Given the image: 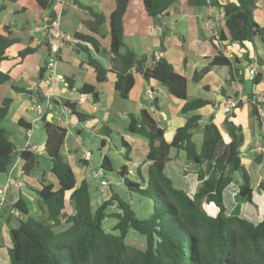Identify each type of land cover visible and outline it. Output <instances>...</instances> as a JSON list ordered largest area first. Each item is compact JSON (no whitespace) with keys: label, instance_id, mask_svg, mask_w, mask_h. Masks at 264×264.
Instances as JSON below:
<instances>
[{"label":"trees","instance_id":"1","mask_svg":"<svg viewBox=\"0 0 264 264\" xmlns=\"http://www.w3.org/2000/svg\"><path fill=\"white\" fill-rule=\"evenodd\" d=\"M8 1L17 0H0V13L6 8ZM36 1L43 10L48 11V18L56 17V0ZM143 1L148 15L156 25H160L161 19L169 14L170 8L176 2ZM129 2L130 0H117L116 7L109 17L111 57L108 67L91 53L88 55V62L93 67L97 79L105 82L109 72L115 74V91L121 99L127 100L135 83L134 73L137 72L142 74L147 82L158 81L173 96L186 100L187 79L175 70L168 59L156 57L155 53L138 56L126 45L124 15ZM188 2L192 6L217 5V2L212 0ZM223 7L224 25L230 42L244 46L245 42H253L258 36L264 41V27L254 20V0H235ZM86 8L89 9L92 19L87 20L85 25L90 31L97 33L107 18L92 7ZM167 33L168 30L164 28L160 48L164 47L163 40ZM74 37L80 41H76L77 46L88 50L89 44L95 52L101 51V43L94 36L78 31ZM220 39L226 40V36L221 34ZM17 42L19 39L11 34L0 33V63L7 59V50ZM81 42L86 46L80 44ZM34 51L35 48L26 46L18 55L24 58ZM215 65L229 66L232 79L236 76L243 77L232 61L220 51L209 63L194 72L193 80L200 82ZM47 70V66L39 70L40 79L44 78ZM3 77L9 79L7 74L0 72L1 82L5 81ZM260 79L261 74H257L254 83ZM69 87H73L71 81ZM16 89L18 92H32L25 88ZM80 92L91 94L95 102L99 99V93L92 84L85 83ZM37 100L39 104L46 102L41 93ZM12 102V98L6 97L0 104V124L8 115ZM56 103L54 99L53 105ZM208 103V100L201 98L187 100L182 112L187 114ZM65 104L80 122L86 119L83 113L77 112L76 102L66 101ZM251 114L257 117L260 123L256 104H252ZM46 116V113L42 116V120L47 124L45 151L52 160L51 171L56 181L47 178L46 172L43 171L40 177L41 187L36 190L39 206L47 213L45 218L30 216L29 206L22 196L11 204L9 215L5 219L12 243V246L7 248L8 264H264V212L262 219L254 223L243 216L228 214L224 203V189L234 182L236 171L242 173L240 195L253 203L254 189L241 158L240 149L245 140L241 125L231 120L226 121L230 137L227 141L221 129L210 118L204 126L203 139L198 146L193 132L201 119L199 114L188 116L185 124L177 128L172 141L168 142L165 138V128L159 125L147 109H142L138 114L128 113V131L148 139L145 158L150 162L148 177L144 178L139 171L140 181H135L128 177L126 165L119 170L125 185L146 197L147 214L141 217L128 201L114 191L93 209L89 181L84 178L78 184L73 168L61 154L67 129L47 121ZM19 123L22 124L21 119ZM101 131L106 136L113 132L107 126H103ZM121 142L125 148V158L129 160L131 146L123 137ZM105 143L106 139H102V147ZM172 150L183 152L187 160L198 165V186L194 194L178 187L166 171L168 163L172 160ZM16 152L15 143L7 137L6 129L0 125V172L9 173L16 163ZM19 155L23 160L22 173L29 175L38 166V153L24 149ZM254 159L261 162L264 156L257 153ZM81 161L87 162L86 159ZM101 168L103 171L112 169V161L107 155L102 159ZM259 188L264 193L263 181ZM1 201L0 198V203ZM69 201L72 203L73 213L66 209ZM137 201L143 199L139 198ZM204 203H213L218 209L217 214L211 215L206 211ZM112 206H116V210L108 212V208ZM144 208L146 210V207ZM142 209L143 207L139 211ZM15 211L27 216L26 219H19L17 226L12 224ZM107 217L117 220L111 231L104 227ZM130 230L145 236L143 247L127 242Z\"/></svg>","mask_w":264,"mask_h":264},{"label":"crops","instance_id":"2","mask_svg":"<svg viewBox=\"0 0 264 264\" xmlns=\"http://www.w3.org/2000/svg\"><path fill=\"white\" fill-rule=\"evenodd\" d=\"M212 1H216L217 5L208 4L203 6H192L189 4L188 0H176L170 8L169 14L161 19L160 25H156L148 15L143 0H130L124 15V41L126 45L133 49L138 56L155 53L156 57H165L168 59L173 64L175 70L186 77L188 89L186 100L179 99L170 93L165 94L167 102L163 104V99H161L162 97L159 94L160 90L156 84L158 81L147 82L142 74L135 72V83L127 101H134L133 104L136 108L135 111L130 110L129 112L138 114L142 109H147L158 121L159 125L165 128V138L168 142L172 141L177 128L184 125L187 117L192 114L201 115L200 121L203 119L210 120L211 118L221 129L227 141H229L230 137L226 129V121L231 120L241 125L245 137L244 146L240 149L241 158L242 163L249 173V165L252 163H255L258 168H264V159L261 162H256L254 159L257 153H262L264 156V148L260 152L257 150V146L262 143L264 128L261 123H259L257 117L252 116V105L247 98L248 95H259L261 97L260 105L264 108V57L261 55V49L258 46L260 42L264 47V41L258 36L253 42H245L244 46H241L239 43L230 42L224 25L223 5L235 0ZM116 2L117 0H67L66 4L63 6L61 25L63 26V24H65L64 27L68 26L70 28L72 26L75 28L74 31L70 32L66 31L65 28L63 32L69 37H72L74 42L67 41L60 48L55 71L57 75L64 77L67 85L62 81L53 84L57 103L53 105V107H48L45 103L42 104L47 115V121L59 124L54 120L56 118L57 106L63 104L66 110V107H68L65 104L66 101L76 102L74 99L76 96H74L72 92L78 89V87H76L75 73H81V75H83L84 84L88 83L94 85V83H97L98 87L101 88L108 85L110 93L112 92V97L116 94L114 87L115 74L109 72L108 79L105 82H100L97 79L93 67L88 62V55L91 53L104 65L107 67L109 65L111 57L109 17L116 7ZM254 3V20L264 27V0H254ZM87 6L92 7L95 11L102 12L107 18L106 22L100 26L97 33L90 31L85 25L87 20L92 19L89 9L86 8ZM54 9L55 11H61L62 6L55 2ZM10 16L12 19H10ZM47 17H49L48 11L43 10L36 0L8 1L6 2V8L0 13V33L3 35L11 34L12 37L19 39V42L15 43L7 50V59L0 63V72L9 76L8 80L3 77L5 81H0V104L4 98H12L13 102L8 114L16 109L14 120L19 123L21 119L22 124H19L27 128L29 132L32 131L33 122L31 120L32 115L28 113V111L36 112L35 121L42 119L41 114L36 108L37 104H39L37 97L39 93L47 96V77H49L50 72L47 70L44 74V78L40 79L39 70L47 66L50 50L47 45L45 30L42 28L41 30L37 29L38 26L42 27ZM164 28L168 30V33L163 40L164 47L160 48L161 35ZM78 31L83 34L94 36L101 43V51L95 52L93 47L89 44H87L89 47L88 50H85L80 45L77 46V39H75L74 34ZM221 34L226 36V40L220 39ZM137 37L140 39V42L135 46L134 41ZM80 44L86 46L83 42ZM26 46L35 48V51L21 58L18 53ZM220 51L232 61L234 67L239 69L243 77L236 76L235 79H232L229 66L215 65L201 79L200 83L206 88V93L210 91L216 93L217 100L213 103L208 101V104L195 111L187 114L183 113L182 107L184 103L189 100L188 78L192 77L193 79L194 72L209 63ZM252 64L256 66L257 74H261V79L257 83H254L255 77H251L248 74L249 67ZM218 67H229L231 81H236L239 86L240 84L243 85L245 98L240 108L234 111L233 114L224 113L223 102L228 98L236 96L239 90L236 89V85L232 95L227 93L224 87L226 80L221 79ZM68 80L72 82V88L69 87ZM16 88H25L32 92H18ZM149 88L153 90L149 91ZM80 94L84 95V100L81 101H86L87 97L90 95L84 93ZM35 95L37 96L35 98L36 102L34 103L32 100ZM149 101L153 104L151 107L147 104ZM71 114L72 116L69 118L71 122H80L72 112ZM28 124L30 128H28ZM196 129H194L193 132L194 139ZM202 139L203 136H200L199 144L195 141L198 146L201 144ZM252 139H254V141ZM45 142L37 145L40 152L45 151L41 150L42 146H45ZM106 144L107 141L104 146H106ZM129 145L131 146L130 143ZM132 150L134 149L131 146V151ZM147 151L148 145L146 147L145 144L144 154H142L144 156L143 164H141V160L137 158L135 169L137 173L139 171L142 173V166H144L147 171L146 177H148V168L150 164L149 161L145 160ZM250 151L255 152L253 160L251 158H245L246 155L249 156ZM170 157L172 160L168 163L166 171L171 175L178 187L184 189L189 194H194L198 186V165L193 161L187 160L183 152L172 150ZM19 159H21L20 156ZM171 167H178V170L173 171L177 176L171 172ZM13 169H15V164L12 166L9 173H7L8 176L10 175L12 178V173L15 171L12 172ZM13 180L15 181L13 185H15L16 188H11V185L7 188L5 187L6 193L8 194L7 197L5 196L6 194L4 195L5 197L0 203V218L4 221L9 215L11 204L22 196V187L26 184L23 181L16 182L14 178ZM262 181L264 182V174L257 179L255 185H253L251 178V185L254 189L253 203L248 202L240 195V183L238 184L234 181L228 185L223 192L226 212L230 215L243 216L254 223L259 222L264 212V193L259 188ZM37 183L38 185H33V187L26 184L34 191H31V193L35 194L36 197H38L36 190L41 187L40 179ZM1 185L0 189H4ZM210 204H203L207 206L204 207L205 210L211 215H216L213 211L209 210L208 205ZM14 214L16 215L18 212L15 211Z\"/></svg>","mask_w":264,"mask_h":264},{"label":"rangeland","instance_id":"3","mask_svg":"<svg viewBox=\"0 0 264 264\" xmlns=\"http://www.w3.org/2000/svg\"><path fill=\"white\" fill-rule=\"evenodd\" d=\"M5 14V13H3ZM10 19L12 17L10 16ZM61 25V29L70 32L74 31V27H68ZM140 39L137 37L134 41V45L139 44ZM259 48L261 49V55L264 57V47L262 43H258ZM75 55V54H74ZM76 56V55H75ZM43 64V61H42ZM65 64V63H64ZM264 71V70H263ZM218 72L220 73L221 79L226 80L224 83V87L227 90V93L232 95L234 89L237 85V90H239V84L236 81H231L229 67H218ZM76 87L78 89L73 90V95L76 96L74 99L77 102V112L83 113L86 116V119L82 122H71L69 118H71L72 114H67L64 109V105L61 104L57 106L56 109V118L54 120L59 123L58 125L67 129V136L65 139V143L61 148V154L66 162H68L74 170L78 183L86 178L90 184V193L92 196V206L93 209H96L105 199H107L112 191L117 192L123 199L128 201L132 207L138 211L139 216L147 214V205L146 197L139 194L136 191L130 190L124 183L122 176L119 174V170L123 165H126L128 169V177L135 181H140V176L136 172V159L141 160V164L144 161V145L146 147L148 145V139L130 133L128 131L129 125V111H135L134 101L132 100H123L116 93L112 97V92L110 93L108 85H105L103 88L98 87L97 83H94L96 86V90L99 93L100 99L95 102L93 96L90 94L87 97L86 101H81V92L80 89L84 85V78L81 73H75ZM90 81V80H89ZM159 88V94L161 95V99H163V104L167 102L165 94H170L168 90L160 83H156ZM189 85V100L201 98L207 99L210 103H213L217 100V95L213 91L206 93V88L200 82H195L192 77L188 78ZM149 91L151 89L149 88ZM36 96H33V102H36ZM31 100V99H30ZM31 101V102H32ZM251 103V102H250ZM43 104V103H41ZM148 106L151 107L153 104L149 101ZM253 103H251L252 105ZM36 105V104H35ZM16 110V109H15ZM12 111L6 118L1 122V127L5 128L7 131V137L13 141L17 148H21L25 146L26 140L29 143L40 145L46 140V130L45 123L42 119H38L35 121L36 112L28 111L31 116V120L33 122L32 131L29 132L27 128L23 125H20L14 120V115L16 111ZM209 119H203L199 122L197 129L195 130V141L199 144L200 136L204 134V126L208 122ZM239 121V119H238ZM103 126H107L112 128L113 132L110 136H106L101 128ZM121 137H123L127 142H129L134 150L130 152V159L125 158V148L122 145ZM102 139H106V146L101 145ZM254 141V139H252ZM245 143V140H244ZM244 143L242 146H244ZM247 148V147H246ZM245 148V149H246ZM40 150V149H39ZM42 150V149H41ZM86 150H90L92 155L90 157H86ZM20 150H17V162L15 164V169L12 170V176L16 180V182H24L28 186L33 187V185H38L37 181L42 176L43 171L46 172V177L56 181V177L53 175L52 168V160L47 154L46 151H38V166L29 174L24 175L21 172V167L23 164V160L19 159ZM107 155L112 161V169H104V174L101 177L97 176L98 169L101 168V162L103 157ZM255 156V152H249V156H245V158H251ZM86 159L87 162H83L81 160ZM172 173L177 176V174L173 171L178 170V167H171ZM249 173L252 178V183L255 185L257 179L264 174V168H258L255 163L249 165ZM142 175L144 178H147V171L145 167L142 166ZM7 173L0 172V180L2 181L1 187L5 189V185L7 184ZM101 179H106L108 181L107 185L101 184ZM234 181L235 183L242 182V173L241 171H236L234 173ZM11 188H16L15 185L11 184ZM4 191V190H3ZM22 197L27 201L29 206L30 216L35 218L43 219L46 217V212L39 206L38 197L35 194L31 193V191L22 187ZM6 193V197H7ZM4 196V197H5ZM3 193H1L0 198L3 200ZM139 198L143 199V201H137ZM142 210L139 211V209ZM146 207V210H144ZM203 207H207L204 206ZM210 211L217 214V208L214 204L208 205ZM67 211L72 212L73 206L71 201H69L67 205ZM116 210V206H112L108 208V212H113ZM148 210L150 208L148 207ZM14 214V213H13ZM146 216V215H145ZM27 216L16 214L12 219V224L17 226L19 223V219H26ZM116 219L114 217H107L104 220V227L106 230L111 231L112 226L116 223ZM146 238L144 235L139 234L134 230H130L127 242L132 245H137L143 247L145 245ZM0 262L8 264L9 256L7 248L12 246L11 239L8 233V227L5 221L0 218Z\"/></svg>","mask_w":264,"mask_h":264},{"label":"built area","instance_id":"4","mask_svg":"<svg viewBox=\"0 0 264 264\" xmlns=\"http://www.w3.org/2000/svg\"><path fill=\"white\" fill-rule=\"evenodd\" d=\"M67 0H56L57 3L62 6L61 11L58 10L56 11V17L55 18H45L44 23L41 26H38V30L44 29L46 33V41L48 48L50 50L49 53V58L47 62V69L50 72L49 77H47V96H44L46 98L45 105L48 107H53V100L55 99V92L53 88V84L58 81H62L63 83H67L64 79L63 76L57 75L56 74V64L59 58V52L60 48L63 44H65L67 41H73L72 37H69L66 35L63 30L61 29V15H62V10L63 6L66 4ZM74 42V41H73ZM248 74L251 77H255L257 74V68L255 65H251L248 70ZM67 85V84H66ZM152 91V90H151ZM245 96L243 93V85L240 84L239 86V93L232 97L228 98L223 102V111L226 114H231L234 111L238 110L240 108V104L243 103ZM249 102L256 104L258 107V112H259V118H260V123L262 127L264 128V108L260 105L261 97L257 94H253L251 96H247ZM80 100H84V95H81ZM37 111L43 116L46 112L44 111V108L42 107V104H37L36 106ZM67 113H71V110L69 107H66ZM42 118V117H41ZM264 148V136L262 138V143L257 146V150L260 152ZM24 149H31L33 151L38 152V146L36 144L29 143V141L26 142L25 146H22L21 148L17 149L20 151H23ZM86 157H90L92 155V152L90 150H86L85 152ZM16 164V163H15ZM104 174V171L102 168L98 169L97 171V176L101 177ZM15 183L13 178L9 175L7 177V184L5 187L7 188L11 184ZM101 184L102 185H107L108 181L106 179H101ZM0 185H1V180H0ZM4 190V191H3ZM0 193H3V197L6 194L5 189H0Z\"/></svg>","mask_w":264,"mask_h":264},{"label":"water","instance_id":"5","mask_svg":"<svg viewBox=\"0 0 264 264\" xmlns=\"http://www.w3.org/2000/svg\"><path fill=\"white\" fill-rule=\"evenodd\" d=\"M47 126V124H45V127ZM42 150H45V146H42L41 148ZM23 187L29 191H33L32 189H30L26 184L23 185ZM34 192V191H33Z\"/></svg>","mask_w":264,"mask_h":264}]
</instances>
